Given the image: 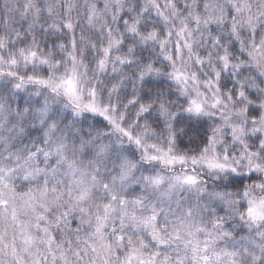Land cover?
Masks as SVG:
<instances>
[{
	"label": "snow or ice",
	"instance_id": "snow-or-ice-1",
	"mask_svg": "<svg viewBox=\"0 0 264 264\" xmlns=\"http://www.w3.org/2000/svg\"><path fill=\"white\" fill-rule=\"evenodd\" d=\"M0 264H264V0H4Z\"/></svg>",
	"mask_w": 264,
	"mask_h": 264
},
{
	"label": "trees",
	"instance_id": "trees-1",
	"mask_svg": "<svg viewBox=\"0 0 264 264\" xmlns=\"http://www.w3.org/2000/svg\"><path fill=\"white\" fill-rule=\"evenodd\" d=\"M3 4H2V1L0 0V6H2Z\"/></svg>",
	"mask_w": 264,
	"mask_h": 264
},
{
	"label": "rangeland",
	"instance_id": "rangeland-1",
	"mask_svg": "<svg viewBox=\"0 0 264 264\" xmlns=\"http://www.w3.org/2000/svg\"><path fill=\"white\" fill-rule=\"evenodd\" d=\"M1 1H2V4H3L4 0H1Z\"/></svg>",
	"mask_w": 264,
	"mask_h": 264
}]
</instances>
